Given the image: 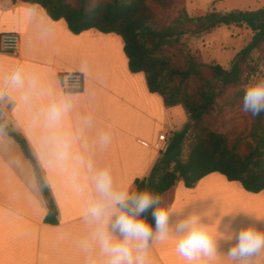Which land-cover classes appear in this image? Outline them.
<instances>
[{"label": "crops", "instance_id": "1", "mask_svg": "<svg viewBox=\"0 0 264 264\" xmlns=\"http://www.w3.org/2000/svg\"><path fill=\"white\" fill-rule=\"evenodd\" d=\"M5 33L18 34L20 43L16 53L0 51V111L8 128L0 126V264H104L98 252L84 250L91 228L82 217L96 196L94 171L109 167L117 186L136 191L135 181L150 174L162 151L159 135L170 138L189 116L182 106L167 108L145 76L130 71L116 34L75 35L41 6L0 0V37ZM17 70L21 85L11 81ZM71 72L83 75L81 92L63 91L61 77ZM54 104L62 106L61 116L49 122ZM10 131L27 142L57 207V224L45 222L48 205L35 168ZM227 181L219 173L193 188L178 181L161 196V206L172 223L190 215L215 222L213 233L233 218L264 230V191L250 193ZM176 243L174 235L155 242L148 264H187ZM230 246L220 241L218 254L198 264H233ZM252 264H264V253Z\"/></svg>", "mask_w": 264, "mask_h": 264}, {"label": "trees", "instance_id": "2", "mask_svg": "<svg viewBox=\"0 0 264 264\" xmlns=\"http://www.w3.org/2000/svg\"><path fill=\"white\" fill-rule=\"evenodd\" d=\"M12 1L41 6L52 20H64L75 35L96 30L120 36L130 71L142 73L149 91L161 96L167 108L182 106L188 114L191 123L171 135L150 174L135 181L136 191H151L161 197L178 181L193 188L213 173L223 175L229 182L239 183L247 192L264 191V113L256 117L251 115L245 151L240 148L241 138L232 140L206 122V117L219 111V101L228 100L230 91L240 89L244 83L264 73V7L227 13L212 9L198 17H192L182 9L169 23L161 24L152 6L167 10L176 6L179 0ZM222 26L245 27L252 32V38L228 68L217 63L205 65L189 49L188 39ZM173 48L182 56L179 63L168 54ZM258 53L262 54L261 57H255ZM243 96L244 92H237L232 97L236 101L231 104L237 100L242 102ZM189 133H193L194 139L186 159H183L184 143ZM9 134L19 142L35 168L48 205L45 222L57 224V207L27 142L13 131ZM142 218L155 226L151 210Z\"/></svg>", "mask_w": 264, "mask_h": 264}, {"label": "clouds", "instance_id": "3", "mask_svg": "<svg viewBox=\"0 0 264 264\" xmlns=\"http://www.w3.org/2000/svg\"><path fill=\"white\" fill-rule=\"evenodd\" d=\"M251 83L242 99V110L253 117L264 113V77ZM13 84L23 83L20 70L12 76ZM62 106L52 105L47 120L55 122L61 116ZM110 136L102 138L104 146ZM63 158V153H61ZM92 169V165H89ZM95 198L87 202L82 220L91 228L90 238L84 244L88 253L98 252L105 258L104 264H148V250L158 241L174 235L177 238L176 252L187 264H198L218 254L220 241L230 244L227 256L233 264H252L264 253V230L235 218L222 226L210 229L215 222H202L200 216L190 215L171 222V213L162 207V199L151 191H132L129 187L117 186L112 171L104 167L94 171L91 177ZM151 210L155 229L142 218ZM234 242V243H233Z\"/></svg>", "mask_w": 264, "mask_h": 264}, {"label": "rangeland", "instance_id": "4", "mask_svg": "<svg viewBox=\"0 0 264 264\" xmlns=\"http://www.w3.org/2000/svg\"><path fill=\"white\" fill-rule=\"evenodd\" d=\"M263 7L264 0H179L177 5L170 9L163 10L156 6H152V9L156 14L158 22L167 24L182 9H185L190 16L198 17L204 16L212 9L227 13L237 10L253 11ZM251 38L252 32L245 27L222 26L198 37L190 36L188 47L192 53L199 57L203 64L217 63L228 68L236 54L249 43ZM168 54L174 62L179 63L182 60V56L174 48L169 50ZM261 55L258 53L255 57H261ZM260 77H264V73L259 74L256 78L259 79ZM251 83H255L253 78L251 81L244 83L240 89L230 91L228 93V100L222 99L219 101V111L206 117V122L212 129L228 135L232 140L241 138L243 140L240 146L242 151H245V145L249 142L247 137L251 128V114L245 113L242 110L241 100H237L235 104L231 103L232 101H236L232 100L233 95L239 91L245 92ZM190 123L189 119L188 125ZM193 139V133H189L184 143L183 159H186ZM236 184L238 185V183Z\"/></svg>", "mask_w": 264, "mask_h": 264}, {"label": "built area", "instance_id": "5", "mask_svg": "<svg viewBox=\"0 0 264 264\" xmlns=\"http://www.w3.org/2000/svg\"><path fill=\"white\" fill-rule=\"evenodd\" d=\"M20 38L16 33H5L0 37V51L3 53H16L19 47ZM61 87L66 93H78L83 90L84 77L81 73H66L61 77ZM159 141L162 143V150L167 147L169 137L167 133L159 135Z\"/></svg>", "mask_w": 264, "mask_h": 264}, {"label": "water", "instance_id": "6", "mask_svg": "<svg viewBox=\"0 0 264 264\" xmlns=\"http://www.w3.org/2000/svg\"><path fill=\"white\" fill-rule=\"evenodd\" d=\"M0 126L4 129V130H8L7 126L5 125L4 121L2 119H0Z\"/></svg>", "mask_w": 264, "mask_h": 264}]
</instances>
